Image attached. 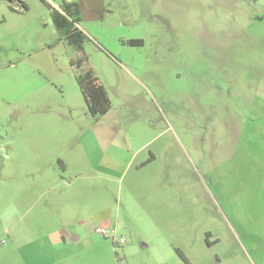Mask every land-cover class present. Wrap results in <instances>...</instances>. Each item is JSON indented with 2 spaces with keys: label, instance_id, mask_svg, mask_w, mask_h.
Wrapping results in <instances>:
<instances>
[{
  "label": "rangeland",
  "instance_id": "374dc122",
  "mask_svg": "<svg viewBox=\"0 0 264 264\" xmlns=\"http://www.w3.org/2000/svg\"><path fill=\"white\" fill-rule=\"evenodd\" d=\"M44 1L81 4L111 108L0 0V264H264V0Z\"/></svg>",
  "mask_w": 264,
  "mask_h": 264
},
{
  "label": "trees",
  "instance_id": "16d2710c",
  "mask_svg": "<svg viewBox=\"0 0 264 264\" xmlns=\"http://www.w3.org/2000/svg\"><path fill=\"white\" fill-rule=\"evenodd\" d=\"M47 8L52 24L58 35V42H62L70 50L79 53L77 58L69 59V67L73 70L74 79L85 103L88 113L92 118L104 116L111 108L108 94L96 77L94 71L88 66V60L83 53L84 43L88 37L77 27L80 20L81 4L77 2H63L59 9L53 8L44 0H39ZM22 11H27L24 3L19 2ZM128 44L133 47L142 46L141 40H131ZM60 170L65 168L63 162L57 160ZM177 255L188 264L183 254L176 250Z\"/></svg>",
  "mask_w": 264,
  "mask_h": 264
},
{
  "label": "built area",
  "instance_id": "2783aa9c",
  "mask_svg": "<svg viewBox=\"0 0 264 264\" xmlns=\"http://www.w3.org/2000/svg\"><path fill=\"white\" fill-rule=\"evenodd\" d=\"M96 232L101 233L103 235L105 234L104 231L103 230H100V229H97ZM120 243H122V240H120Z\"/></svg>",
  "mask_w": 264,
  "mask_h": 264
},
{
  "label": "crops",
  "instance_id": "0c3cea01",
  "mask_svg": "<svg viewBox=\"0 0 264 264\" xmlns=\"http://www.w3.org/2000/svg\"><path fill=\"white\" fill-rule=\"evenodd\" d=\"M58 9V8H57Z\"/></svg>",
  "mask_w": 264,
  "mask_h": 264
}]
</instances>
